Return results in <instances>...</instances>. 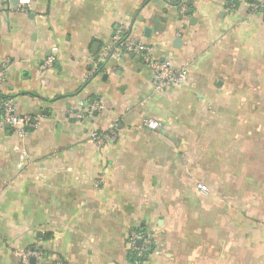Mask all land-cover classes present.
Segmentation results:
<instances>
[{"label": "crops", "instance_id": "1", "mask_svg": "<svg viewBox=\"0 0 264 264\" xmlns=\"http://www.w3.org/2000/svg\"><path fill=\"white\" fill-rule=\"evenodd\" d=\"M252 1L32 0L18 12L0 0V94L38 121L23 135L0 126V264L28 248L38 264H136L139 230L153 235L141 264H264V13ZM123 24L187 70L181 88L156 93L147 63L111 56ZM80 100L104 108L74 122ZM112 126L106 147L90 142Z\"/></svg>", "mask_w": 264, "mask_h": 264}, {"label": "built area", "instance_id": "2", "mask_svg": "<svg viewBox=\"0 0 264 264\" xmlns=\"http://www.w3.org/2000/svg\"><path fill=\"white\" fill-rule=\"evenodd\" d=\"M175 1V0H173ZM247 3V0H231L230 7L236 10L239 6ZM32 4V0H16V10L25 12ZM248 4V3H247ZM250 14L259 15L264 13V0L252 1L249 3ZM124 54H133L137 58L142 59L153 71V90L156 93H165L168 90L181 88L187 80L188 72L185 69L175 68L169 61L157 60L153 58L151 49L144 46L142 43L134 41L129 32V26L123 24L118 29L114 37V49L111 51V56L119 58ZM109 53H104L102 59L106 60ZM55 59L50 58L44 65L43 69L52 67ZM7 63L0 65V84L3 81L4 73L7 69ZM96 67L93 68L94 71ZM78 109L72 110L69 113V118L74 122L84 123L87 118L94 113L103 110V105L97 101L80 100L78 101ZM11 126L14 131L20 135L25 133L27 128H35L38 125L37 119L30 115H20L16 110V105L13 99L9 97H0V126ZM144 126L150 131H157L160 128V123L155 120H146ZM114 138V126L107 132L91 131L89 140L92 144L99 148L106 147ZM198 191L208 196L210 189L203 183L197 184ZM153 235L145 230H139L133 233L129 239L130 249L136 258V264H141L145 254L152 244ZM142 242L141 246L138 243ZM21 264H38L44 258V253L38 248H28L19 253ZM58 264H63L59 262Z\"/></svg>", "mask_w": 264, "mask_h": 264}, {"label": "trees", "instance_id": "3", "mask_svg": "<svg viewBox=\"0 0 264 264\" xmlns=\"http://www.w3.org/2000/svg\"><path fill=\"white\" fill-rule=\"evenodd\" d=\"M0 97H4L2 94H0ZM150 251H147L146 256L149 254Z\"/></svg>", "mask_w": 264, "mask_h": 264}, {"label": "water", "instance_id": "4", "mask_svg": "<svg viewBox=\"0 0 264 264\" xmlns=\"http://www.w3.org/2000/svg\"><path fill=\"white\" fill-rule=\"evenodd\" d=\"M8 126H9V125H8ZM9 127H10V126H9ZM138 244H139V246H141L142 242H139Z\"/></svg>", "mask_w": 264, "mask_h": 264}]
</instances>
